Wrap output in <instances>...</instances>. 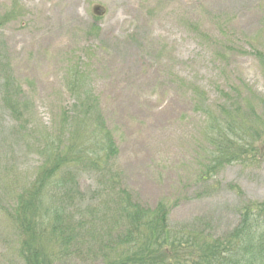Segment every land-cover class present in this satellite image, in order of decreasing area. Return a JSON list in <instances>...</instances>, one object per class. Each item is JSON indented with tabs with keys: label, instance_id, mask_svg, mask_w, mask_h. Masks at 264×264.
Segmentation results:
<instances>
[{
	"label": "rangeland",
	"instance_id": "374dc122",
	"mask_svg": "<svg viewBox=\"0 0 264 264\" xmlns=\"http://www.w3.org/2000/svg\"><path fill=\"white\" fill-rule=\"evenodd\" d=\"M5 14L0 56L30 103L32 132L58 128L79 74L113 134L119 187L146 208L163 202L172 233L220 238L237 226L245 205L264 203L262 151L200 180L206 107L216 116L228 94L229 104L244 100L261 113L264 69L256 54L264 57V0H0ZM11 128L0 108L1 182L5 169L22 180L38 165ZM78 186L84 202L69 207V216L85 229L54 264H106L112 254L104 247L114 240L102 221L110 216L96 209L109 206L108 198L90 175ZM2 222L0 264H22L12 228Z\"/></svg>",
	"mask_w": 264,
	"mask_h": 264
},
{
	"label": "trees",
	"instance_id": "16d2710c",
	"mask_svg": "<svg viewBox=\"0 0 264 264\" xmlns=\"http://www.w3.org/2000/svg\"><path fill=\"white\" fill-rule=\"evenodd\" d=\"M8 20L7 14L0 17V27ZM256 55L264 69V57ZM8 69L0 56V108L12 125L10 136L38 157L28 179L10 177L12 167L5 168L11 163L0 181V217L12 228L22 264H54L75 245L74 235L85 228L84 222H72L69 207L84 202L78 186L82 175L92 176L99 193L108 198L109 206L96 209L110 216L102 221L108 239L114 240L104 247L112 254L104 256L109 259L106 264H264V203L245 205L237 226L220 238L172 233L163 202L146 208L119 187V174L113 170L118 149L84 77L76 74L71 81L73 105L61 112L58 128L42 135L30 130V103ZM222 97L225 103L215 116L207 107L203 111L205 94L197 95L196 106L205 120L200 131L206 161L202 182L228 165L264 152V103L259 115L244 100L229 104V95ZM184 238L188 245L179 251Z\"/></svg>",
	"mask_w": 264,
	"mask_h": 264
},
{
	"label": "water",
	"instance_id": "95a60500",
	"mask_svg": "<svg viewBox=\"0 0 264 264\" xmlns=\"http://www.w3.org/2000/svg\"><path fill=\"white\" fill-rule=\"evenodd\" d=\"M100 9V7L99 6H94L93 8H92V12H93V14L94 15H96L97 17H99V16H101L103 13H97V11Z\"/></svg>",
	"mask_w": 264,
	"mask_h": 264
}]
</instances>
